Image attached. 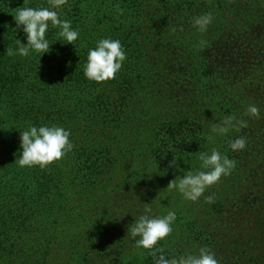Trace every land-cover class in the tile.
Instances as JSON below:
<instances>
[{
	"label": "trees",
	"instance_id": "trees-1",
	"mask_svg": "<svg viewBox=\"0 0 264 264\" xmlns=\"http://www.w3.org/2000/svg\"><path fill=\"white\" fill-rule=\"evenodd\" d=\"M240 1L243 9L239 13V0H67L56 10L62 20H70L72 28L79 30L74 44L66 43L59 35L61 29L49 24L46 33L50 43L48 52L38 53L30 49L28 56H21L18 52L8 56L7 48L15 52L20 43L27 44L24 26L17 27L15 20L19 10L50 5L48 0H0V165L11 158L9 169L0 177V190L5 197L2 200L0 196L2 264H17L19 261L14 256L13 245L4 247L5 242H10L4 240L7 233L5 217L12 229L15 225L7 212L16 213L19 211L16 209L26 208L30 199L47 194L50 188L57 192L54 186L59 184L55 176L59 177L64 171L61 160L45 169L38 165L35 168L19 166L18 160L23 151L21 134L31 126L64 127L70 130L71 141L85 136L87 132L101 135L107 116L115 114L119 107L123 110L129 104L136 103L138 109L129 126H126L130 132L122 139L123 146H127V142L131 145V139L136 136L134 133L142 131L148 138L145 149L151 158L166 153L171 159L189 160L192 165L201 166L200 153L205 152L207 147H214L236 163H239L237 159L247 158L254 169L264 163V128L259 129L260 121L264 123V92L262 94L251 84L243 85L247 83L243 82V64L248 60L249 53L259 58L264 68V0ZM195 4L203 6L199 15L212 13L214 16L204 32L195 25V17L186 18L187 9ZM226 19L230 22L227 23L231 25L230 30L223 29L222 20ZM246 19L248 24L244 25ZM105 38L120 40L127 58L115 79L97 83L85 76L84 69L89 50ZM201 41L204 42L203 46ZM186 61L191 63V69H179L178 64L184 66ZM235 80V86H231ZM46 81L53 89L51 94L36 90L41 88L37 84ZM178 82L190 88L189 95L194 105L189 106L186 98L180 97ZM169 84H172V88L167 89L166 85ZM247 95L254 98V105L260 109V118L245 115L243 101ZM232 115L246 120L248 126L240 131L230 130L226 135L211 131L212 125L220 124L225 117ZM210 135L214 144L208 139ZM242 136L247 137V146L243 150L233 151L230 142ZM203 138L209 142L205 141L204 144ZM97 140L102 139L97 137L89 141L88 146L94 147L90 151H82L72 141L73 149L63 157L77 154L75 160L80 164L75 165H78L77 170L86 182L102 180L105 175L97 161L105 149L104 141ZM87 141L88 137L82 145ZM14 154L18 156L17 161H14ZM256 178L257 193L254 196L239 200L228 198L235 200V207L247 206L249 213L253 214H258L253 206L262 200L260 197H264V184L258 176ZM249 188L253 190L252 186ZM256 195L259 196L258 200ZM9 200H14V206ZM52 202L61 204V199L55 195ZM214 205L209 204L211 209ZM50 216L51 222L58 221L55 228L51 227V233L54 234L60 224L68 230L67 222H59L65 220V215L56 213ZM236 218L237 221L233 219L226 224L228 227L218 231L217 237L220 239L213 232L218 224L209 227L197 219L190 221V231L180 230L178 233L184 237L191 235L196 241L205 237L204 245L211 251L213 245L208 241L214 238L219 245V251L215 248L218 260L224 264H247L245 256L257 238L254 232L248 234L255 230L254 221L244 220L243 216ZM124 219L132 226L139 217L126 216ZM104 228L111 230L98 225L92 232L91 244H82V263L88 261L89 257L98 264H110L114 260L112 255H105L99 243L100 232ZM118 229L121 234H118L117 242L122 244L125 230L121 227ZM259 230L260 224L257 226ZM199 249L196 247L195 251L199 252ZM169 250L172 253L170 257L182 256V252L174 253L176 248ZM146 252L150 253L142 247L130 250L132 264H148L150 258Z\"/></svg>",
	"mask_w": 264,
	"mask_h": 264
},
{
	"label": "rangeland",
	"instance_id": "rangeland-1",
	"mask_svg": "<svg viewBox=\"0 0 264 264\" xmlns=\"http://www.w3.org/2000/svg\"><path fill=\"white\" fill-rule=\"evenodd\" d=\"M202 8L203 6H197L196 4L188 8L186 18L199 16ZM242 9L243 3L239 0V13ZM222 22V25H224L223 29L230 30L229 26L231 25L227 24L229 20H222ZM247 24L248 20L246 19L244 25ZM249 55L248 60H245L243 64V79H245L243 82H247L243 85L251 84L253 88L256 86L263 94L264 68L261 67L259 58H255L252 53H249ZM178 67L179 69L184 67L190 70L192 65L186 61L184 66L180 63ZM40 70L43 71L44 69L41 67ZM236 82L235 80L231 86H235ZM178 83L181 88L179 91L180 97L186 98L187 101L185 102H188L189 106L194 105L191 100L193 98L189 95L191 93L190 88L183 82ZM37 85L41 86V88H36L37 91L42 90L43 93L49 91L50 94L53 92L48 81ZM7 87L9 88V85ZM166 87L170 89L172 84L166 85ZM243 102L245 103V109L249 105L255 104L254 98L249 95ZM137 109L138 104L136 103L129 104L128 107L123 109L124 112L119 107L115 114L107 116L101 135L87 132L85 136L76 137L77 139L72 140L74 145L77 144L76 147L81 148L82 151L85 149L90 151L94 148L88 146L90 140H96L98 137L102 139L97 140L98 142L104 141L105 149L100 156L98 155L100 159H97L105 174L102 180L86 182L85 178L80 176L77 170L80 162L75 160L77 154L69 158H62L64 171L59 177L55 176L56 182L58 181L60 186V188L57 185L54 186L57 192L51 191L50 188L47 194L30 199L26 208L16 209L19 210L16 213L7 212L10 215L9 218L15 221V225L14 229H12L8 218L5 217L7 220V233L4 240L10 242H5L4 247L9 244L14 246V256L19 260L17 264H98L99 262L97 263L92 257L82 263L83 255L80 251L84 244H91L92 232L98 225L111 228V230L104 228L100 232L99 238V243L105 255L114 257L110 264H113L114 261L115 264H132V256H129L130 250L137 247L136 240L140 239V237L133 238L130 235L128 230L132 226L127 224L124 217H140L145 214L149 216H164L169 211H174L177 217L173 223L174 231L156 245V248H163L166 254L168 253V256L165 257L166 259H171L170 248H176L174 253L179 251V253L182 252V256H186L188 254H198L199 252L195 251L196 247H205V237L200 241H196L191 235L184 237L178 233L180 230L190 231V221L197 219L200 223H207L209 227H214L215 224H218L217 228H213V232L217 237L219 235L218 231L221 232L224 227H228L226 224H230L233 219L237 221V216H243L244 220L254 221L255 230L250 231L248 234L254 232L257 235L255 244L253 243L249 254L245 256L247 258L246 262L247 264L264 263V197H260L262 200L253 206V209L258 214L249 213L247 206L240 207L238 205V207H235V200L254 196L257 193V176L259 181L264 184V163L262 162L254 169L247 158L239 160L235 157L239 163H236V167L230 175L222 177L219 183L206 189L199 200H187L178 190L169 189L167 186L170 181L176 177L179 179L180 176H184L189 170L193 172L203 170L201 166H197L198 164L192 165L189 160L181 159L177 160L179 167H169L173 159L166 153H160L156 157L151 158L145 149L148 138L141 133L142 131L134 133L136 136L131 139V145L129 142L126 143L127 146L122 145V139L130 132V129L126 128V126L131 123ZM193 121H196V119ZM185 128H182V130ZM263 128L264 123L261 120L259 129ZM86 137H88V141L82 145ZM202 140L204 144H206L205 141L209 142L206 138ZM210 143L214 144V141L211 142L210 140ZM212 149L214 147H207L205 153L210 155ZM218 151L222 154L221 150L218 149ZM13 157L14 161L18 160L16 154ZM10 159L0 165V177H3L4 175L2 176V174L9 169L11 165ZM75 164H78L77 167ZM199 165H202V163ZM36 166L29 168H35ZM249 186H252L253 190H250ZM3 193L0 190L2 200L5 198ZM55 195L61 199V204L52 202ZM210 195H214L215 198V205L212 209L209 206L210 203L205 200V197ZM221 195L225 197L222 198L220 197ZM256 196L258 200L259 196ZM228 198L235 200L232 201ZM9 203L14 206V200H9ZM146 207L151 208L152 211L145 213ZM19 212H21V216ZM56 213L66 216L65 220L59 222H67L68 230H66L65 225L60 224L58 230L53 234L51 233V227L55 228L58 225V221L51 222L50 214L55 215ZM258 224L261 225V230L259 231H257ZM197 226L198 224L196 223L195 227ZM119 227L125 230V234H122V237H124L122 244L117 242L121 234ZM16 228H18L17 232L14 231ZM217 238L220 239V237ZM208 242V244L213 245L212 252L216 256L215 248L219 251V245L214 238H210ZM202 243L203 245L199 246ZM8 249L10 250L11 248ZM149 251L150 253L146 252L150 258L148 264H155L152 259V252L155 249ZM2 261L0 259V264H2ZM221 264L224 263L221 261Z\"/></svg>",
	"mask_w": 264,
	"mask_h": 264
},
{
	"label": "clouds",
	"instance_id": "clouds-1",
	"mask_svg": "<svg viewBox=\"0 0 264 264\" xmlns=\"http://www.w3.org/2000/svg\"><path fill=\"white\" fill-rule=\"evenodd\" d=\"M50 7H25L21 8L15 15L17 27L23 25V31L27 34V44L20 43L17 51L7 48L8 56L16 55L28 56L29 50L38 53H46L50 49V43L46 39L49 24L53 28L61 29L59 35L66 43H72L78 39L79 30L72 28L70 20H62L60 13L56 10L67 3V0H48ZM119 9V5L116 6ZM122 13V10H120ZM212 13H206L194 18L195 25L201 32L207 30L213 22ZM204 42L201 41V46ZM126 52L118 39L105 38L98 41L95 48L90 49L87 56V64L84 74L89 80L97 83L115 79L117 73L122 69L123 62L126 60ZM245 115L260 118V109L256 105H249ZM248 126V122L237 119L235 115L225 117L220 124L212 125L211 131L219 135H226L230 130L240 131ZM71 132L64 127L52 126H31L21 134L22 155L18 160L20 167H31L38 165L45 169L48 165L61 160L74 145L70 140ZM209 140L213 137L210 135ZM247 146V137H238L230 142L233 151L243 150ZM199 159L202 162V169L198 171H187L184 176L177 177L169 182L167 188L178 190L185 199L197 201L204 194L206 189L220 182L221 178L228 176L236 167V161L227 155H222L218 150L212 149L211 154L201 152ZM169 167H179L177 160L173 159ZM206 202L214 203V195L205 197ZM149 207L145 208V213H150ZM174 211H169L164 216L141 215L135 220L132 227L128 230L136 240V246L144 249H155L152 252V259L155 264H221L207 247L199 249L198 254H188L179 258L168 256L163 248H156L159 241L171 235L174 231L173 223L176 220Z\"/></svg>",
	"mask_w": 264,
	"mask_h": 264
}]
</instances>
